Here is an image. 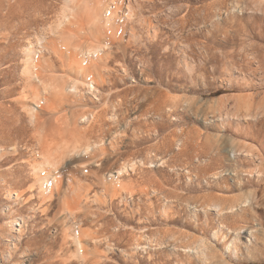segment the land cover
Masks as SVG:
<instances>
[{
  "label": "rangeland",
  "instance_id": "1",
  "mask_svg": "<svg viewBox=\"0 0 264 264\" xmlns=\"http://www.w3.org/2000/svg\"><path fill=\"white\" fill-rule=\"evenodd\" d=\"M66 1L23 0L9 10L0 0V264H264V206L224 218L207 205L242 194L215 177L228 174L217 147L264 152V0H130L122 12L88 0L77 24L116 42L92 68L103 84L99 100L72 98L64 108L56 101L58 109L34 123L24 35L54 25ZM49 55L43 73L66 78ZM90 110L100 113L95 128L67 123ZM84 129V140L99 143L95 156L67 159L65 190H42L34 168L40 144L61 147ZM75 232L87 239L80 252Z\"/></svg>",
  "mask_w": 264,
  "mask_h": 264
},
{
  "label": "bare ground",
  "instance_id": "2",
  "mask_svg": "<svg viewBox=\"0 0 264 264\" xmlns=\"http://www.w3.org/2000/svg\"><path fill=\"white\" fill-rule=\"evenodd\" d=\"M7 1L9 2L8 3L9 10H11L13 7L21 5L23 0H14V2H10V0H7ZM97 2H99L102 5L103 11L106 10L107 7H109L110 5H114V4H115V7L117 6V8L121 9V12H122V10L123 11H125V10L130 11L131 10V4H130L131 1L130 0H98ZM103 3H107L109 6H107L106 4H103ZM64 4L66 5V8L64 9L63 14L60 17H58V19L55 21L56 23L55 24L53 23L54 25L50 26L51 24H49L48 28L41 30V32L38 33L36 36L33 35L34 36L33 38L30 37L31 34L29 32H26L24 35V38L28 37V42L26 43V49L24 50L25 70L30 76L29 80H31V82L33 83L32 84L31 82H29L28 84L30 85V83H31L32 85H34L33 88H31V89H32V93L35 95V98L37 99V100H35L37 102L34 103V106L31 105L30 110L27 112L30 113V117H31L30 120H32L31 122H34V123L40 122L41 114H43L42 113L43 110L44 111H45V109L50 110V111L57 110L58 108L55 106L56 101L60 102V104H59L60 108H64L65 105L69 106V104H66V103L68 101H70V99H72V98L77 102L78 101L79 102L80 101H86V100H91L93 102H97V100H99V93H100L99 86H101L103 84H100V81H99V74H98L99 70L98 71L92 70V68H94L93 66L97 65L99 60H101V59L103 60V58L106 55L109 56V55L113 54V49H114L113 46L116 43V42L114 43L113 41L107 42L106 41V39H107L106 35H104V33H102L98 27H97L98 30H94L93 26L92 27L89 26L93 29V31H91V29L89 28L91 32L86 33L85 30H83L84 28H81V26H79V24L81 23L80 14L83 13V12L80 13V11H82L83 5L88 4V0H67L66 3L64 2ZM110 7H112V6H110ZM94 8H92V9H94ZM98 9H100V8H98ZM33 11H35V10H33ZM97 11H99V10H97ZM103 11H101V12H103ZM110 11H111V9H110ZM9 12L10 11H8V14H9ZM94 12H92V13H94ZM113 12H114V10H113ZM84 13H86V12H84ZM86 15L91 17L93 14H91V16H90V14L88 12ZM96 15H97V13H96ZM98 16L99 15H97V18H98ZM85 17L87 19V16H85ZM103 17H104V15L102 16V18ZM83 18H84V16H83ZM88 20H89V18H88ZM103 20H105V19L103 18ZM103 20H102V23H103ZM109 20H111L110 17H109ZM79 21H80V23L77 24ZM92 21L94 22V19H92ZM99 21H96V22H99ZM83 22H85V21H83ZM106 22H107V27H108V25H109L108 20ZM87 23H90V22H87ZM92 23H90V24H92ZM75 25H76V28L79 26L77 30H74L72 28ZM82 25H84V24H82ZM95 25H97V24H94V27H95ZM102 25L104 26V23ZM85 26H86V24H85ZM89 33L94 37V40L92 39L93 41L91 40L92 37L89 38L87 36V35H90ZM112 36H113V34H112ZM115 37L117 38V36H115ZM5 38L7 39V37H5ZM151 46H153V45H151ZM47 53H49L51 55L52 54L56 55V57L63 63V66L66 67V72H67L66 78L65 77L63 79L61 78V80L53 78V76H52V78L51 77L48 78L47 75L43 73L42 69L44 66L42 67L41 60L43 59V57H45V55ZM51 55H49V56H51ZM67 60H69L68 63H67ZM99 63H100V61H99ZM53 71H56V70L54 69ZM102 76H103V74H102ZM100 79H102V78L100 77ZM105 82H107L106 79L104 80V83ZM25 84H27V83H25ZM28 91H29V88H28ZM27 96H29V93L27 94ZM31 102H33V101H31ZM262 102L264 103V93H263V97H262ZM27 105H29V103ZM36 105H38V106H36ZM53 114H54V112H53ZM99 114H98V112H94V111L78 113V114L72 115L71 118H69V120L67 121V123L69 125L73 124V125H77V126L87 124V125H89L88 128L90 129V128L96 126L98 118H99ZM31 124H33V123H31ZM81 127L82 126H80V128ZM88 131H90V130H88ZM188 131L186 133H188ZM80 132H82V131H80ZM180 132L182 133L181 130H180ZM99 133L101 134V132H99ZM186 133H183V134L185 135ZM121 134H123V133H121ZM188 134L185 135L186 138H187V136L190 137ZM86 135H87V130L84 129V131L82 132L80 137L76 138L75 141H73L72 143H69V142H67L68 140L66 139L67 140L66 143L64 145H62L61 147H59L56 144H52V143H47V144L41 143L40 144L42 152H40V150L38 149L39 151H37V152H39V153H38V156L37 155L36 156H37L39 161H38V164H36V166L34 168L36 170L35 174L37 177V182L39 183L42 190L45 191L49 188L51 190H56V192L65 190L66 184L64 182L63 174H61L60 170L62 167L61 165H63V162H65L67 159L74 161V159L79 160V158H82L85 156H88V157H91L93 155L95 156L96 151L99 150L98 149L99 143L97 141L84 140ZM184 135H183V137H184ZM41 137H43V136H41ZM182 138H180V140ZM104 139H106V138H104ZM184 140H186V139H184ZM184 140H182L181 143L185 144L186 142ZM187 140H188V138H187ZM192 141H193V139L192 140L189 139V141H187V143H191ZM206 145L207 146L210 145V150H213L215 148V146L211 142L207 143ZM55 146H56V148H55ZM178 147H180L179 144H178ZM225 148L223 147V144H222V147L219 146L216 148V151L217 150L219 151V154H220L219 157L220 158H221V156L223 157L222 159H217L216 161L217 162L219 161L222 163L224 161V166H220V168L224 167L225 168V174L228 173L227 174L228 176L227 175L223 176L222 172H221L219 174H216L215 177L220 178V181L224 184V187L227 190V192L240 191V192H242V194H240V196L238 195L237 197L236 196H232V197L229 196L227 198H224V200L221 202L220 201L219 202H213L212 201L213 203H210L207 205L209 206V208L213 209L217 214H220V216L221 215L224 216V218L230 217V215L232 216V218H233V216L234 217L238 216V217L243 218V214L247 213L249 211H255V212H257V210L262 211V207L264 206V152L262 153L261 148H260V150H256V148H254L253 146H249V145L241 144V143L234 145L230 149V151L228 148L227 149H225ZM231 155H233V157ZM140 160H142V159H140ZM143 163H145L144 160H143ZM136 164L137 163H135V162L132 164L130 163V165H127V163H126V165H123L121 167V169L119 170L120 172H118V175L123 176L124 173L128 172L129 167L134 169ZM246 167H248V168H246ZM111 174H112V172H111ZM246 177L248 178V180L245 179ZM110 179H111V177H110ZM33 188H35V187H33ZM73 202H74V204H77L78 201L76 199H74ZM73 212H72V214H73ZM74 214H76V213H74ZM75 217H76V215H75ZM233 229H235V228H233ZM241 230H242V227H239V228L237 227L234 230L236 238L239 237L240 234L242 233ZM254 230H255V228H250V230H249V241H248L249 243H251L252 239L255 238V233L257 231H254ZM83 235L84 234H81L80 232H77V233L75 232V234H74V242H75V245H76L79 252L84 249V246H85L86 241H87V239H85V237ZM91 239H90V241H91ZM193 249L199 251L200 247L193 248ZM200 251H201L202 255L204 256L203 258L210 259L209 258L210 253L208 254L206 252L205 248H204V250H200ZM211 257H213V256H211Z\"/></svg>",
  "mask_w": 264,
  "mask_h": 264
}]
</instances>
